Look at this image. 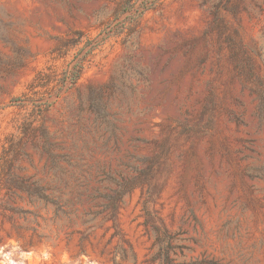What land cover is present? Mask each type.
Masks as SVG:
<instances>
[{
	"label": "rangeland",
	"instance_id": "1",
	"mask_svg": "<svg viewBox=\"0 0 264 264\" xmlns=\"http://www.w3.org/2000/svg\"><path fill=\"white\" fill-rule=\"evenodd\" d=\"M123 2L0 0V264H264V0Z\"/></svg>",
	"mask_w": 264,
	"mask_h": 264
},
{
	"label": "trees",
	"instance_id": "2",
	"mask_svg": "<svg viewBox=\"0 0 264 264\" xmlns=\"http://www.w3.org/2000/svg\"><path fill=\"white\" fill-rule=\"evenodd\" d=\"M137 0H124L122 6H121V12H126L128 11L132 5L135 3ZM105 38H102L100 41H92L85 39V35L81 31H74L70 34L69 37L66 39H61L57 45L53 48L52 54L54 55V58H64L67 57L71 51L77 50L76 55H74L69 63L68 69L63 71L62 73V78L61 79H53L50 73H46L44 71L37 72L35 76L32 79V82L28 86V91L32 93V95H35L36 92L41 93L42 96L39 97L37 100L41 101L45 98L44 93L48 91H54L56 89V92L53 93L55 97H58L60 92L62 91V88L67 84L66 88L63 91H67L68 89L74 87L80 77L83 74V71L85 69V63L86 59L88 58L89 55L93 53V51L104 41ZM86 40V41H85ZM82 45L80 49L79 46ZM84 53L80 55V53L83 51ZM251 74V69L249 70ZM56 81V85H51L53 82ZM264 90V87L262 88ZM29 98V97H27ZM42 105L46 104V107H49L52 103H48L47 101H44L41 103ZM261 107H264V97L261 98ZM155 164V159L151 161V163L148 165V167L143 171V175H146V173L151 170V167L154 166ZM141 182L140 178H136L132 181H126L124 183L123 188L121 191L115 192L114 196L108 197V200L110 201V213L108 214L110 218H113L115 215V212L117 210V202L119 199L129 192L135 184H139ZM92 199L96 200H102L103 201V195L98 194L96 196L91 197ZM97 208H100V211H97L95 213H89V215L92 218H95L96 216L103 214V202L100 203L99 205L96 206ZM156 232L158 234H162L163 236H166V231L163 230V232H160L159 229H156ZM113 237V235H112ZM162 242V241H159ZM167 256V255H166ZM205 264L204 261L197 262V264ZM113 264H118L116 261L113 262ZM162 264H171V261L167 259V261H164ZM211 264V263H207Z\"/></svg>",
	"mask_w": 264,
	"mask_h": 264
}]
</instances>
